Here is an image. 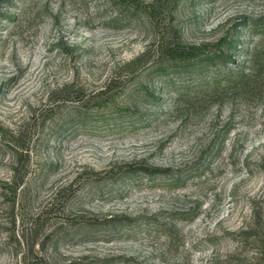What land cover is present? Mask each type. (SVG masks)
Segmentation results:
<instances>
[{
	"label": "rangeland",
	"instance_id": "1",
	"mask_svg": "<svg viewBox=\"0 0 264 264\" xmlns=\"http://www.w3.org/2000/svg\"><path fill=\"white\" fill-rule=\"evenodd\" d=\"M128 1L0 0V264H264V0Z\"/></svg>",
	"mask_w": 264,
	"mask_h": 264
},
{
	"label": "trees",
	"instance_id": "2",
	"mask_svg": "<svg viewBox=\"0 0 264 264\" xmlns=\"http://www.w3.org/2000/svg\"><path fill=\"white\" fill-rule=\"evenodd\" d=\"M124 2V3H123ZM126 2V3H125ZM120 3L122 4V5H124V4H128V3H130V4H133V5H135V6H137L138 4L136 3V2H134V1H128V0H120ZM153 8V7H152ZM151 9V8H150ZM146 174L147 173H150L151 174V171H148V170H145L144 171Z\"/></svg>",
	"mask_w": 264,
	"mask_h": 264
}]
</instances>
